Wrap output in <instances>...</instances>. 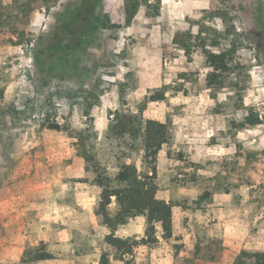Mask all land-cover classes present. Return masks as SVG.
Here are the masks:
<instances>
[{"label":"rangeland","instance_id":"374dc122","mask_svg":"<svg viewBox=\"0 0 264 264\" xmlns=\"http://www.w3.org/2000/svg\"><path fill=\"white\" fill-rule=\"evenodd\" d=\"M12 1L0 0V197L10 187L18 201L52 199L75 207L79 219L71 228L56 219L55 206L40 217L32 209L0 210V232L71 233L68 264H100L103 257L107 264H238L242 251L264 257V0H161L158 16L140 8L129 27L123 0H101L117 27L92 39L81 36L89 13L98 14L96 0H33V11L18 18ZM183 29L194 36L186 52L172 44ZM202 50H233L223 88H208ZM157 94L163 100H147ZM85 101L94 103L87 117L78 112ZM247 108L260 111L263 122L235 129ZM133 116L170 127L171 142L157 155L156 197L172 205L179 232L163 240L157 228L156 245L119 261L93 216L97 189L74 181L84 162L72 136H91L109 174L122 152L140 171L139 145L122 133ZM53 123L62 129H48ZM130 220L116 236L141 238L145 217ZM40 244H17L19 260L8 264H33L24 252Z\"/></svg>","mask_w":264,"mask_h":264},{"label":"trees","instance_id":"16d2710c","mask_svg":"<svg viewBox=\"0 0 264 264\" xmlns=\"http://www.w3.org/2000/svg\"><path fill=\"white\" fill-rule=\"evenodd\" d=\"M33 0H13L16 9V17L27 16L33 11ZM152 1V2H151ZM98 14L89 13L88 20L83 29L85 34L81 37L94 38L100 30L117 27L111 23L110 18L101 10V0H96ZM140 8L150 11L152 16H158L161 8V0H123V25L129 27L137 15ZM17 32V31H16ZM16 34V33H15ZM28 39V38H27ZM193 34L185 29L176 31L172 37V44L183 51H189ZM31 42L30 38L26 40ZM53 48L55 51L63 52L59 41ZM69 49V46H66ZM231 51H220L218 53L202 50L206 61L211 68L206 81L209 89H221L227 83L230 73L229 60ZM150 102L163 100V95H150L147 98ZM97 101V97L94 100ZM84 106L78 108L81 116H89L93 102H86ZM82 105V104H79ZM128 123L122 124V133H126L133 142H137L142 152V170H138L135 161L125 153L117 154L115 157L116 172L109 174L100 165L99 160L93 153V140L91 136L77 133L72 136L76 142L74 144L75 155L82 159L84 166L82 176L74 178L75 182L87 183L94 186L98 191V200L93 207V215L100 220L108 233L104 236V243L110 248L113 254L112 260L123 261L124 257L141 246H154L158 243L156 238L157 228L161 232L163 240L172 237V205L156 197V160L159 151L164 145L171 142L172 134L169 125L153 119L142 120L137 116L129 117ZM132 123V124H131ZM260 124L258 117L251 108L246 109L243 120L237 124H232L235 129L243 130L252 128ZM48 129L60 131L62 128L56 124H50ZM95 138V136H94ZM145 217V230L141 238L118 237L115 231L119 226L125 225L130 219ZM52 254L46 251L43 244L33 247L24 252V261L39 262L52 259ZM255 259L258 264H264V257L260 254H253L242 251L237 260L238 264H244L245 260ZM100 264H107L106 258H101Z\"/></svg>","mask_w":264,"mask_h":264},{"label":"crops","instance_id":"0c3cea01","mask_svg":"<svg viewBox=\"0 0 264 264\" xmlns=\"http://www.w3.org/2000/svg\"><path fill=\"white\" fill-rule=\"evenodd\" d=\"M185 104L187 106L186 102ZM170 106L168 107L169 109H170ZM159 122L165 123L163 121H159ZM183 137H184L183 138L184 142L194 143L193 139H189L185 137L184 135ZM58 153L62 154L64 152L60 150L58 151ZM68 169H71V168L67 166L66 171H68ZM68 177L71 178L72 175L69 174ZM6 189H7L9 196L0 197V210L1 211L5 213H11V212L17 211V208L18 209L20 208L19 209L20 213L24 214L26 211H29L32 209L36 211L35 216L40 217V215H42L43 212H48L50 211L52 206H55L54 207V211L56 212L55 215L58 216V218L56 219H59L60 221L65 222L66 225L67 224L70 225L71 228L76 226L75 223L79 219V217L75 211V207H72L71 205H68L65 203H58L52 199H46V200L36 199V200H31V201H25V200L18 201L17 199L21 196L16 195L15 197H13L12 196L13 188L6 187ZM178 232L179 230H176L175 225H174V218L172 216V236H174L175 233H178ZM159 233L161 237V232ZM71 237L73 238V235H71V233H66L65 235H63V234L50 232L49 236L47 235L45 236L44 234L40 235V233L33 234V233H28V232H0V264L13 263L16 260L17 261L19 260V253H18L19 247L17 246V244L21 245V244L28 243L29 245H37L38 242H42L44 245H46L47 246L46 251L49 252L50 254H53V251H55L57 257L52 255L53 256L52 259L45 260V261H39V262H31V263L33 264H68V261H66L65 258L67 257V255H69L67 251L69 249L73 250L74 242L73 240H71V242L69 243H67L66 241H69ZM156 238L158 239L157 232H156ZM48 242L51 244H47ZM53 242H54L55 248L52 246Z\"/></svg>","mask_w":264,"mask_h":264},{"label":"built area","instance_id":"2783aa9c","mask_svg":"<svg viewBox=\"0 0 264 264\" xmlns=\"http://www.w3.org/2000/svg\"><path fill=\"white\" fill-rule=\"evenodd\" d=\"M255 101H257V99H255ZM262 104H264V103H262ZM257 117H258V120L260 122H263V116H262V113L260 111H258Z\"/></svg>","mask_w":264,"mask_h":264}]
</instances>
